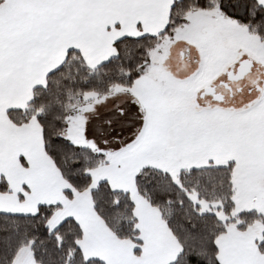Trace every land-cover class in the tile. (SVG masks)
<instances>
[{"label": "snow or ice", "instance_id": "obj_1", "mask_svg": "<svg viewBox=\"0 0 264 264\" xmlns=\"http://www.w3.org/2000/svg\"><path fill=\"white\" fill-rule=\"evenodd\" d=\"M0 264H264V0H0Z\"/></svg>", "mask_w": 264, "mask_h": 264}]
</instances>
